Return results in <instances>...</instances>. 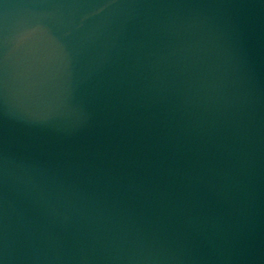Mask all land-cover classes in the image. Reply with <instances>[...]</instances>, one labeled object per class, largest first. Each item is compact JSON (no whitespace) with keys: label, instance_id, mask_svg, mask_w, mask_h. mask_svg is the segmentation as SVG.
Returning a JSON list of instances; mask_svg holds the SVG:
<instances>
[{"label":"water","instance_id":"1","mask_svg":"<svg viewBox=\"0 0 264 264\" xmlns=\"http://www.w3.org/2000/svg\"><path fill=\"white\" fill-rule=\"evenodd\" d=\"M0 264H264V0H0Z\"/></svg>","mask_w":264,"mask_h":264}]
</instances>
